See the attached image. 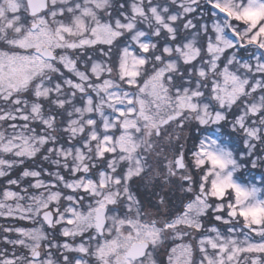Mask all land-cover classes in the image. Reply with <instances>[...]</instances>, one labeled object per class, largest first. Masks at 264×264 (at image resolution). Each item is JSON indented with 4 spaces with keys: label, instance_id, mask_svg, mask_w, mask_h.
Here are the masks:
<instances>
[{
    "label": "snow or ice",
    "instance_id": "snow-or-ice-1",
    "mask_svg": "<svg viewBox=\"0 0 264 264\" xmlns=\"http://www.w3.org/2000/svg\"><path fill=\"white\" fill-rule=\"evenodd\" d=\"M0 264H264V0H0Z\"/></svg>",
    "mask_w": 264,
    "mask_h": 264
}]
</instances>
